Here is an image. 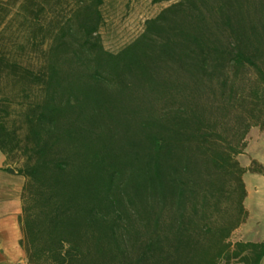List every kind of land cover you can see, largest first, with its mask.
Listing matches in <instances>:
<instances>
[{"label": "trees", "instance_id": "trees-1", "mask_svg": "<svg viewBox=\"0 0 264 264\" xmlns=\"http://www.w3.org/2000/svg\"><path fill=\"white\" fill-rule=\"evenodd\" d=\"M103 4L0 0L19 98L13 125L0 98V150L21 157L28 263L259 264L264 239L230 237L242 175L264 176L237 160L264 128V0H177L115 52Z\"/></svg>", "mask_w": 264, "mask_h": 264}, {"label": "crops", "instance_id": "crops-1", "mask_svg": "<svg viewBox=\"0 0 264 264\" xmlns=\"http://www.w3.org/2000/svg\"><path fill=\"white\" fill-rule=\"evenodd\" d=\"M241 158H245L244 162ZM237 160L244 168H248L252 161L264 166V128L249 129L246 146L243 153L237 156ZM9 169L12 168L0 150V264H29L20 243L23 237L20 217L24 178L15 169L13 172ZM242 180L246 191L243 206L247 211V218L233 233L236 234V240L259 242L264 239V230L260 231L258 221L251 224L249 220L255 209L264 215V176L246 171ZM259 264H264V256Z\"/></svg>", "mask_w": 264, "mask_h": 264}, {"label": "rangeland", "instance_id": "rangeland-1", "mask_svg": "<svg viewBox=\"0 0 264 264\" xmlns=\"http://www.w3.org/2000/svg\"><path fill=\"white\" fill-rule=\"evenodd\" d=\"M177 0H163L153 2V0H104L102 12L104 24L100 28V36L104 47L110 51H117L125 44L133 40L142 30L144 21L155 16L162 8ZM18 85L12 83L8 78L0 81V98L9 97L11 100V114L8 120L9 125H13V119L17 118L18 107L16 102ZM19 124V123H18ZM17 124V126H18ZM22 132L21 129H19ZM244 162L245 158L240 159ZM8 165L15 169L19 166L21 157L7 159ZM257 225L264 230V215L256 209L251 213L249 223ZM262 232V231H261ZM231 241L236 240V234L230 237Z\"/></svg>", "mask_w": 264, "mask_h": 264}, {"label": "water", "instance_id": "water-1", "mask_svg": "<svg viewBox=\"0 0 264 264\" xmlns=\"http://www.w3.org/2000/svg\"><path fill=\"white\" fill-rule=\"evenodd\" d=\"M10 172H13V169H9Z\"/></svg>", "mask_w": 264, "mask_h": 264}]
</instances>
